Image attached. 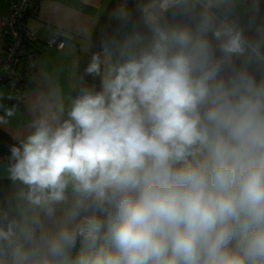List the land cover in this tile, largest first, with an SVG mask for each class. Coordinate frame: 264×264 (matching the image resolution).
I'll return each mask as SVG.
<instances>
[{
  "label": "clouds",
  "instance_id": "obj_1",
  "mask_svg": "<svg viewBox=\"0 0 264 264\" xmlns=\"http://www.w3.org/2000/svg\"><path fill=\"white\" fill-rule=\"evenodd\" d=\"M154 2L150 41L102 44L9 146L0 264H264V30Z\"/></svg>",
  "mask_w": 264,
  "mask_h": 264
},
{
  "label": "crops",
  "instance_id": "obj_2",
  "mask_svg": "<svg viewBox=\"0 0 264 264\" xmlns=\"http://www.w3.org/2000/svg\"><path fill=\"white\" fill-rule=\"evenodd\" d=\"M109 2L110 0H39L36 14L26 18L25 26L37 40L43 42L58 37L64 41L65 46L62 50L46 46L38 49L34 86L26 88L33 90L29 95L25 93L21 109L15 108V115L8 118L9 123L0 125L13 139L23 138L28 132L27 125L34 119L33 115L29 117L23 112L32 113L35 109L34 102L42 94L37 90L40 86L39 78L42 79L43 73L53 65L64 69L62 61H66V64L71 61L77 65L79 56L88 48L91 33ZM5 11L6 4L0 0V33L1 17ZM143 24H146L144 17H138L131 26L118 32L109 47L115 50L126 41H134ZM3 97L4 95L0 97V102L6 105ZM4 109L0 107V115H3ZM6 167L7 162L0 158V207L15 204L16 186L8 179Z\"/></svg>",
  "mask_w": 264,
  "mask_h": 264
},
{
  "label": "trees",
  "instance_id": "obj_3",
  "mask_svg": "<svg viewBox=\"0 0 264 264\" xmlns=\"http://www.w3.org/2000/svg\"><path fill=\"white\" fill-rule=\"evenodd\" d=\"M147 1L148 0H110L91 33L88 48L78 58L76 85L72 91L71 100L80 87L86 85L91 86L94 83L92 77L85 75V68L90 63L93 54L101 52L102 44H107L109 46L118 32L131 26L135 20L140 17L141 8ZM228 7H232L233 11L226 18L230 22L236 23L244 28L246 35L257 37L259 35L257 30H264V0H223V3L220 4L219 7L213 8V11H216L222 18H225L224 11ZM119 12L127 14V23H121L117 15ZM169 19L171 20V18ZM252 21H254V23H250ZM138 37L142 39L136 47H140L142 44H146L150 41L151 32L146 24L140 27ZM33 83L32 80L30 85L34 86ZM95 83H98V80L95 81ZM3 101L6 104H10L12 107L21 109V104L10 103L6 97H3ZM18 141L19 139H13L0 127V158L7 162L9 146L18 143Z\"/></svg>",
  "mask_w": 264,
  "mask_h": 264
},
{
  "label": "built area",
  "instance_id": "obj_4",
  "mask_svg": "<svg viewBox=\"0 0 264 264\" xmlns=\"http://www.w3.org/2000/svg\"><path fill=\"white\" fill-rule=\"evenodd\" d=\"M6 11L1 17L0 33V87H6L4 97L14 104H22L25 90L34 80L38 49L46 46L62 50L63 40L53 37L37 40L25 26V20L35 15L39 0H2ZM156 9L154 0H148L141 14H151Z\"/></svg>",
  "mask_w": 264,
  "mask_h": 264
},
{
  "label": "rangeland",
  "instance_id": "obj_5",
  "mask_svg": "<svg viewBox=\"0 0 264 264\" xmlns=\"http://www.w3.org/2000/svg\"><path fill=\"white\" fill-rule=\"evenodd\" d=\"M140 17H144L142 14ZM50 48V47H48ZM52 49V48H50ZM54 49V48H53ZM54 62V61H53ZM64 63L65 68L61 69L55 67V65L51 66L49 69L43 73L42 79L39 78L40 86L39 89L42 92L41 96H37L35 100V109L31 112H23L30 117V115L34 116V119L37 118L43 111L47 110L49 105H54L57 101V98H61L65 106H68L71 97L72 91L76 85V69L77 65L72 64L71 61H62ZM31 88L25 90V93L29 95L31 92ZM7 89L4 86L0 87V97H2L6 93ZM7 105V104H6ZM5 104L0 102L1 109L12 107L10 104L6 106ZM28 110V109H27Z\"/></svg>",
  "mask_w": 264,
  "mask_h": 264
}]
</instances>
